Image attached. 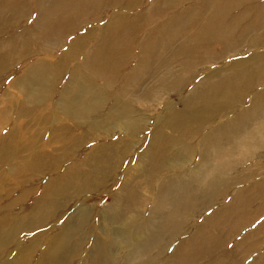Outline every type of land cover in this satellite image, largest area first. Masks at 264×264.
Wrapping results in <instances>:
<instances>
[{
	"label": "bare ground",
	"instance_id": "bare-ground-1",
	"mask_svg": "<svg viewBox=\"0 0 264 264\" xmlns=\"http://www.w3.org/2000/svg\"><path fill=\"white\" fill-rule=\"evenodd\" d=\"M19 1L0 0V52L8 50L5 44L12 40L5 42L3 35L12 29L24 27L36 37L25 35L24 40L38 41L37 38H41L39 43H27L31 51L38 53L39 49L47 50L48 46L61 47L62 38L71 29L79 28L80 18L91 16L92 23H100L99 12L111 9L112 3L121 0H80L59 21L55 14L60 11L61 0H33L35 6L31 7L32 14L29 13V3L20 4ZM156 1L153 0L149 13L159 18L162 9ZM210 1L214 4L209 8L204 7L206 16L195 27L192 25L187 33L190 36L179 40L176 38L175 42L172 38L177 31L169 29V43L163 42L147 51L141 50L136 67L124 79L125 82L137 83V93L146 91L144 97L148 102L151 98L161 99L160 94H167L174 85H183L184 89L191 82L193 73L197 77L201 75L189 93L180 96L182 109L176 110L175 105L169 110L171 107L168 106L166 115L156 119L147 147L137 158L140 164L138 175L147 179L149 192L155 198L151 204L141 201L133 185L125 182L128 180L125 174H121L124 172V156L117 152L115 144L89 149L87 144L95 141L89 139L90 136L70 134L61 142L73 145L70 149L62 148L59 156L43 153L39 148L31 151L30 158H24L27 160L17 161L16 156L30 152L29 146L26 145L16 155L10 151L16 139V129L22 124L21 119L39 106L45 108L49 101H54V108L50 111L55 114L53 110L56 109L57 113L65 115L76 129L84 127L112 137L122 128L130 138L139 136L145 130L148 121L141 119L143 115L132 108L137 104V94L122 101L120 92L111 110L104 117H99L106 106L104 102L110 98L109 90H105L108 83L105 82L95 91L90 88L93 80H103L99 76L106 67L104 60L107 54L130 41V36L135 37L134 27L139 30L146 28L144 16L129 19L126 15L113 17L111 14L108 24L100 29L98 42L91 53L84 50L87 56L82 58L84 60L80 67L76 65L67 70L62 65L77 60L88 35L75 40L70 50L59 57L61 62L52 67L47 56L31 64L29 57L15 60L11 54L17 53L16 49L0 53V84L6 82L7 75L11 77L17 71L25 70V76L15 84L24 100L31 101L28 106H24L21 100L3 101L8 108L16 111L15 114L0 108V169L3 167L5 173L2 174L6 176L0 179L2 264H241L247 255L262 250L261 245L251 241L264 236V221L254 234L244 233V238L235 243H232V234L236 237L241 229L242 223L236 221L243 220L248 227L264 215V182L245 187L246 182L235 174L248 170L241 169L243 166L260 161L264 150V35H260L264 31V2L255 4L256 17L249 24H244L243 33L237 39L228 41L225 33L228 29L209 36L206 31L211 24L209 17L218 16L232 7L235 11L241 8L248 10L234 21L233 25H239L248 20L247 15L254 8L239 0H207V3ZM238 3H242V6ZM8 13L14 15L15 19H9ZM28 14L34 23L22 20ZM126 19L129 23L124 22ZM174 28L177 29L176 26ZM5 35V38H9ZM152 38L149 40L152 41ZM186 40L188 46L186 44V48L177 49L176 45ZM216 42L220 46L218 53L212 46ZM249 43V56H240V50ZM259 47L263 50L260 51ZM173 53L181 58V71L176 66L169 69L172 64L167 58ZM229 55L242 58L232 64L222 63L220 67L210 63L224 60ZM127 61L114 63L113 66L121 67ZM205 65L211 69L210 72H193ZM164 69L167 72L161 75ZM179 73L181 77H178ZM65 75H68L70 82L57 91ZM78 75L82 84L80 94L76 96L77 89L73 90V87ZM161 76L166 78L163 83L160 82ZM146 77L152 78L154 84L160 82L159 85L142 84ZM239 82L242 86L238 85ZM9 85L14 86V83ZM56 92L60 94L56 95ZM250 93H254L252 104L243 101L246 96H251ZM84 97L90 99L89 103L85 101L83 104ZM32 105L36 107L32 108ZM239 106L249 107L232 121L213 126L215 118L222 121L226 117L222 115L223 112H233ZM94 113L99 114V119H93ZM4 128L8 131L2 133ZM19 138L23 141L24 134ZM190 144H197L198 147ZM175 147L180 151L168 159V154ZM79 155H82V162L76 161ZM193 155L199 158L196 168L190 170L183 167L180 174L173 173L178 163H190ZM29 172L31 177L27 178ZM10 175L16 177L11 178ZM46 175H52V178L45 179ZM10 180L13 181V188L8 189L10 186L5 184H10ZM108 185L118 190L114 191L113 204L107 210L95 213V217L89 208L76 207L74 212L72 209L67 212L77 197L107 191L110 189ZM224 202L228 204L222 205ZM256 202L260 204L254 208ZM91 216L99 220L98 225L92 227ZM197 223L201 224L192 232V227ZM90 225L91 231H87ZM223 229H227L228 234L222 235ZM23 233L32 234L33 240H19ZM171 245L174 248L169 251ZM218 253L226 255L221 259ZM250 264H264V255Z\"/></svg>",
	"mask_w": 264,
	"mask_h": 264
},
{
	"label": "rangeland",
	"instance_id": "rangeland-1",
	"mask_svg": "<svg viewBox=\"0 0 264 264\" xmlns=\"http://www.w3.org/2000/svg\"><path fill=\"white\" fill-rule=\"evenodd\" d=\"M79 1L80 0H61L59 1L61 6H60V11H58L55 14L56 20L59 21L61 17L63 16V14L66 11H70V9L74 7L75 5H77ZM241 1L243 3L248 4V6L251 7V9L254 8L250 10L251 12H249V15H247L248 20L245 21V23L242 22L239 25L238 24L233 25L234 21L238 17L240 18V15L247 13L245 11H248V10H243L242 8L241 10L235 11L234 7H232V9L218 16H215V17L210 16L209 17L210 20L209 19L208 20L211 24L206 29V31H208L209 33V36L211 34L212 35L217 34L223 31V29H228L227 32L225 33H226V37L228 41H231V40L237 39L243 33L245 29L244 24H249L250 21H253L255 19L256 14H257L256 6L263 3L264 0H256V1L239 0L238 2H241ZM22 2L29 3V7H30L29 13L32 14L31 7L33 8L35 6V2L33 0L19 1L20 4ZM152 4H153V0H137V2H135V0H121V1L114 2L112 3L111 9L101 10L102 12H99L101 15L100 17L101 19L99 20L100 23H92L91 16L80 18L79 28L71 29L68 32V34L62 38L64 39V41H62L61 47L52 48L48 46L47 50L46 48L39 49L38 53H36L35 51H31L29 48V44L27 45V43L28 42L29 43L30 42L39 43L41 42V38L38 37L37 38L38 41L24 40L23 37L25 35L36 38L35 35H33V33L27 32L26 27L21 28V29H16L14 31L13 29L10 31H7L5 33L7 35L5 34L4 35L8 36L9 38H5L3 35L2 39H4L5 42L11 40L12 38L11 41L5 44V47L9 51L15 50V49L17 50V53L11 54V56L15 60L19 59L20 57H29L31 58V62H32L31 64H33L40 58L47 56V60L50 63V67H52L53 64H57L61 62L59 60V57L61 55H64L68 50H70L75 40L85 35H88L89 37L85 39L86 42L81 47L83 51L80 52L77 60H74L71 63L69 62V64L66 62L62 65V67H66L68 70L72 67H75L76 65H78L79 67L82 65V62L84 60L82 58L84 56H87L85 51H88L87 53L89 54L91 53V51L94 48V45L96 44V42H98L97 39L99 38V35H100V29L103 26L108 24V22L110 21L109 17L111 14L113 17H116L117 15H121V16L126 15L128 16L129 19H132L133 17L138 16V15H143L145 18L144 22L146 24V28L143 30H139V28L135 29L134 27L133 31H135L136 34H133V35H136V36L135 37L130 36L129 38L130 41H126L122 43L120 47L112 49L107 54V58L106 60H104V63H106L105 64L106 67L102 69V71L100 72V76H99L103 80H93L92 85H90V88L92 89V91H95L97 90V88L103 87L105 85V82L108 83V87L105 88V90L107 91L109 90L108 92H110L109 93L110 98L108 97L109 100L104 102L106 103V106L102 110L99 117H104L111 110V107L113 106L114 101L116 100L117 96L120 97V92L123 95V97H120L122 98V101H125V98H131V97H134L135 94H137V97H136V99L138 100L137 104L134 105L132 108L140 112L143 115L141 119L148 121V125L146 126L145 130L141 132L139 136L130 138L126 135V132L122 128L119 132H114V135L112 137H108L107 135H102V133L99 131L89 130L84 127L76 129L74 124L65 115L57 113L56 109L53 110L55 114H53L50 111L52 110L51 108H54V105H53L54 101H49L47 102L45 108H43L42 106H39L38 108L34 110V112L32 111L27 116L21 119L22 124L20 123V126H19L20 128L16 129V133H17L16 139L11 144L10 151L12 152L13 155H16L19 152H21L24 149V147H26V145L27 147L29 146L31 150L30 152L26 151V153H24L23 155L16 156L17 161L21 159L23 160L24 158H27V159L30 158L31 151L34 152V150H37L39 148L41 149L43 153L51 154L53 156H59V154H61L60 150L62 148L70 149L71 146L73 145V144H69L68 142L66 143L61 142L64 138H67L70 134L72 136H78V137H82L85 135L90 136L89 139L91 138L95 141L87 144V147L89 149H93V147H97V146H103V145L111 146L112 144H115L117 152L121 154L122 156H124V158L122 159L123 161L122 169L124 172L121 174H125L124 177H126L128 180L125 182L131 183V186L133 185L132 187L134 188V190L137 191L138 193L137 195H139V198L141 201L149 202L150 204L154 202L155 198H154V195L149 192V188L147 186V183H148L147 179L145 177H141V175H138L139 174L138 171L140 170V164L137 158L140 154L143 153L142 150L147 147L146 145L149 142L148 137L150 136V134L153 132L155 128L154 124L156 122V119H158V117H164L166 115L165 110L167 109L168 106L171 107L169 108V110H172V108H174L175 105H177L176 110L182 109V107L180 106L181 105L180 96H183L189 93V90L193 86L194 82H196L199 78H201V75L199 74V76L197 77L196 74L193 73L190 76L191 82L186 84V87L184 89H182L183 85L181 86L174 85L172 88L168 89L167 94H162V95L160 94L161 99L151 98V100L148 102H146V99L144 97L145 96L144 94L146 93V91L142 90L141 93H137L138 91L137 83L125 82L124 79H126L127 76L136 67V64L138 61L137 57L139 56L141 50L147 51L153 45L156 47L157 44H160L163 42L169 43V36L171 35L169 29H173L174 31H177L176 33L173 34L172 41L175 40L176 42L177 40L181 38H186L190 36V35H187V33L191 30L192 25L195 27L196 24L198 22H201L202 18H205L206 16V12L204 13V7L209 8V6L213 5L214 2L210 1L209 3H207V0H175V1L172 0L171 2L167 0H157L156 4L162 9L159 18L155 17L153 13L152 14L149 13L151 11ZM238 4L242 6V3H238ZM255 4L257 5L255 6ZM6 15L9 19H15L14 15H11L9 13ZM79 17H81V15H79ZM22 20H26V22H30L29 24L34 23V19L29 14L27 15V17H24V19ZM124 22L129 23V20L126 19L124 20ZM21 23L22 21L19 22V24ZM83 23H86V24H83ZM13 24L14 23H12L11 26ZM164 25H167V26L164 27ZM175 26L177 27V29L174 28ZM260 33H261L260 35H264V31ZM153 36L154 38H152ZM150 38H152L151 40L154 41V43L149 40ZM187 41L188 40L184 42H179L176 45L178 46L177 49L186 48V44L188 43ZM190 44L191 43L189 42V45ZM212 46L215 47L214 51H217V53L220 51V48H219L220 46L218 42L212 43ZM259 49L260 51L263 50L260 47ZM8 50H2L0 53L8 52ZM250 51H251L250 43L245 44L244 47L240 50L239 54L240 56L248 57L249 56L248 54L250 53ZM240 56L229 55L224 60L210 61V63L214 64L216 67H220L223 65L222 63H225V65L230 64V63L231 64L235 63L240 58ZM126 59H128L126 65H123L121 67L113 66L114 63H121L123 60H126ZM180 59L181 58L176 57V53H173L170 56H168L167 60L172 64V67L169 69H173L176 66L178 67V70L181 71L182 67H180L181 65ZM196 61H199V60H196ZM202 62H204V60ZM45 65H49V64L46 63ZM29 67L30 66L28 65V68ZM166 69L162 70L163 73L161 75L166 74L167 72L165 71ZM202 70L203 71L206 70V71L203 72ZM208 70L210 72L211 69L208 68V65H205V66H201L198 69L196 68L195 70H193V72L202 71L201 72L202 74V73H206ZM17 72L18 73H14L13 75H11V77L7 75L5 77V80L7 79L6 82H2L0 84V101H1L0 108L6 109V111H9V110L12 111L11 109L13 108H8L6 106L7 103H2L3 101L16 102L18 100H21V101H24L25 103L24 106H28L29 102H31L29 100H24V96L22 92L20 91L19 87H17L15 84L16 82L21 80L22 77L25 76L24 73L26 71L23 70V71H20V72L17 71ZM246 74L248 76L250 75L249 72H247ZM80 75H78L76 84L73 87V90L77 89L76 96L80 94V89H81V84H82ZM181 76L182 75L179 73L178 77H181ZM165 79L166 78H163L161 76L160 82L163 83ZM57 80L60 81L59 79H56V81ZM68 82H70L68 75L63 76V81L62 83H60L59 87L56 90L61 91L63 87H65V85L66 86L68 85ZM160 82L154 84L152 78L148 79V77L142 80V84L146 83V85H150V86H158ZM10 83H14V86L9 85ZM238 85L242 86L240 82L238 83ZM57 94H60V92L59 93L56 92V95ZM250 94L251 96H246L243 101L252 104V95L254 93H250ZM56 95L54 97V100L56 99ZM73 97L74 96L72 95V98ZM85 101H88L89 103L90 99L89 98L86 99L84 97L83 104ZM35 107H36L35 105H32V108H35ZM248 107L243 108L242 106H239L233 112L232 111L223 112L222 115L226 116L225 119H223L222 121H219L218 118H215L216 123L213 126L215 127L221 126L222 125L221 123H224V122L228 123L229 121H232L233 119L237 117L239 113L246 110ZM92 112H95V111L92 110ZM12 113L15 114L16 111H12ZM98 115L99 114L94 113L93 119L94 120L99 119ZM213 116H215V114H213ZM132 118L137 119L134 116ZM81 120L83 121L82 117H81ZM6 131H8V129L4 128L2 130V133H5ZM22 134H24V137L27 141L25 139L23 141L20 140L19 135H22ZM114 142H118L119 144L118 143L116 144ZM44 145H46L45 148H44ZM190 145H193L195 148L198 147L197 144H190ZM176 151H180V148L175 147V149L171 153L168 154V159ZM27 159H24V160H27ZM82 160H83L82 155H79L76 161L82 162ZM6 161L9 162L8 160ZM198 165H199V158L193 155L190 160V163H188L187 161H182L178 163V165L175 166L177 169L174 172L173 171L172 172L177 175L182 172L183 167L189 168L191 170V169L196 168ZM174 168H172V170ZM241 169H244V170L248 169V170L246 172L238 171L235 174L236 176H238V179H241L242 181L246 182L245 187L247 185L249 187L251 186V184L264 182V150L260 158V161H258L257 163L255 162L249 163L248 165L243 166ZM258 169H260L259 172H257ZM2 173H5L3 171V167L2 169H0V179L6 177V176H3ZM30 174L31 172L26 174L27 178L31 177V176L29 177ZM9 177L14 178L16 176L10 175ZM50 178H52V175H46L45 177V179H50ZM161 178H164V176H161ZM5 185L10 186L8 187V189L13 188V181L10 180V184L6 183ZM107 187H109L111 190L108 189L107 191H102V192L96 191L92 194L86 193V194L81 195L80 198L77 197L76 199H74L76 201H74L70 205V208L67 209V212H71V209L73 210L72 212H74L76 209H79V208H89L90 211L93 210V217H95V213L97 212L102 213V211L107 210L113 204L112 195L115 194L114 191L118 190V188L114 189V187H112L111 185H108ZM79 199H81V201H77ZM83 200L84 202H82ZM260 202L258 203L256 202V205L254 208H257ZM74 203H77V204H74ZM227 204L228 203L226 202L222 203V205H227ZM93 217L92 216L90 217V222L91 224H93L92 227L96 224L97 225L99 224V220L97 221L93 219ZM261 221H264V215L260 217L259 219H257V221L256 220L253 221L252 224L249 223L251 225H249L248 227L245 225L247 223H244L243 220L236 221L242 224L240 226L241 227L240 231H238V235L235 237L234 236L235 234H232L233 236L232 243H235L236 240L243 239L244 233H248V235L254 234L256 230H258V227H259L258 225L261 223ZM200 224L201 223H197L196 225H194L192 227V232H194L200 226ZM90 229H91V225L88 226L87 231H91ZM212 231L214 232V229ZM221 234L222 235L228 234V230L227 229L221 230ZM18 238L19 240H25L26 242L33 240L32 234L30 235V234H25V233L21 234ZM251 242L261 245L262 250L258 253L247 255L246 259L241 264H250L253 260L263 257L264 255V236H258L255 239H253ZM170 247L172 251V249L174 248V245H171ZM217 255L221 256V259H223L222 256H225L226 254L218 253ZM227 258H230V257H227ZM1 262L3 263V260H0V264H2Z\"/></svg>",
	"mask_w": 264,
	"mask_h": 264
},
{
	"label": "snow or ice",
	"instance_id": "snow-or-ice-1",
	"mask_svg": "<svg viewBox=\"0 0 264 264\" xmlns=\"http://www.w3.org/2000/svg\"><path fill=\"white\" fill-rule=\"evenodd\" d=\"M255 226V225H254ZM229 247H231V245H229ZM169 251H171V249H169Z\"/></svg>",
	"mask_w": 264,
	"mask_h": 264
}]
</instances>
